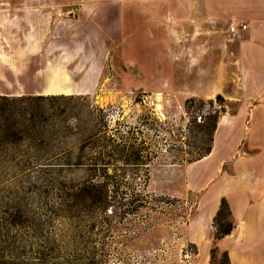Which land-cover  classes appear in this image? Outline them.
Returning <instances> with one entry per match:
<instances>
[{"label":"rangeland","instance_id":"374dc122","mask_svg":"<svg viewBox=\"0 0 264 264\" xmlns=\"http://www.w3.org/2000/svg\"><path fill=\"white\" fill-rule=\"evenodd\" d=\"M167 7L0 0V94L84 98L69 104L68 127L47 124L41 142L0 151L24 160L36 144L56 158L33 169L0 162V264H264L263 217L248 220L246 196L232 207L205 190L221 171L231 181L245 117L264 101V51L243 52V32L200 31ZM102 92L118 100L98 103ZM226 120L232 132L214 150ZM91 183L107 184L100 207L71 196Z\"/></svg>","mask_w":264,"mask_h":264},{"label":"crops","instance_id":"0c3cea01","mask_svg":"<svg viewBox=\"0 0 264 264\" xmlns=\"http://www.w3.org/2000/svg\"><path fill=\"white\" fill-rule=\"evenodd\" d=\"M166 1L167 8L174 12L177 19L196 23L200 31L223 32L235 36L237 34L228 32V24L244 21L247 27L241 32L246 38L243 43L241 42L240 50L246 52L247 49L248 51L254 49L260 54L264 51V0ZM245 56L249 60L253 59L252 61L255 59V57L250 58V55L248 57L246 53ZM247 115L245 128L242 130L243 136L237 147L238 153L231 158V181L228 182L227 174L221 171L206 185L205 190L214 199L227 197L232 207L237 205L236 198L246 196L250 202L246 207L250 221L253 218L254 220L260 217L264 219V101L253 104ZM231 121L226 120L222 125V129L215 138L214 150L218 149L224 134L232 132ZM244 148L251 150V153L244 155L242 153ZM211 155L212 153L207 158Z\"/></svg>","mask_w":264,"mask_h":264},{"label":"trees","instance_id":"16d2710c","mask_svg":"<svg viewBox=\"0 0 264 264\" xmlns=\"http://www.w3.org/2000/svg\"><path fill=\"white\" fill-rule=\"evenodd\" d=\"M221 99V96H217ZM83 99L80 95H65V94H57V95H44L41 93L38 94H20V95H12V94H0V151H9L13 149L15 146L23 144L25 141H33V142H41L45 138V125H56L60 124V122L65 123V127L67 126L68 120L71 118L77 117L76 107L74 105H70V103ZM89 106V105H87ZM95 111V122L97 127L104 126L103 117L99 114L101 110ZM93 111V112H94ZM92 112V110H91ZM92 112V113H93ZM68 127V126H67ZM99 132L93 134L98 135ZM61 134H55L60 138ZM67 137L68 135H63ZM92 136V133H91ZM99 137L101 135H98ZM51 140V139H50ZM101 142L102 148L105 147V142L103 139H99ZM34 151L32 153L26 154V159H18L15 156L11 157H1L0 162H10L13 166L21 165L24 169L32 168L35 165L42 166H50L54 163H42L40 161H53L56 158H43L39 151L42 150L41 147L34 146L30 147ZM108 154L103 152V150L99 151V156L97 158V163L101 165L103 169L107 168L109 165ZM22 168V169H23ZM106 170V169H105ZM107 175V174H105ZM72 198L78 199L79 197L84 199H89L91 204L94 207H100L99 204L102 202H106L109 197V190L107 188V184H97L91 183L87 186L82 187L78 191L71 194ZM139 199L144 200V196L139 194ZM227 206L225 199L221 200V208ZM222 210V209H221ZM218 212L217 216L221 213ZM231 231V226L228 225L221 234L227 235Z\"/></svg>","mask_w":264,"mask_h":264},{"label":"bare ground","instance_id":"6f19581e","mask_svg":"<svg viewBox=\"0 0 264 264\" xmlns=\"http://www.w3.org/2000/svg\"><path fill=\"white\" fill-rule=\"evenodd\" d=\"M61 93L62 94H69L66 91L65 92H61ZM46 94H54V93L50 92V91H47ZM96 100L98 101V103H101V104L113 103V102L118 100V94L112 93V92H102L101 94H98L96 96ZM121 101H122L123 107L127 108L128 107L127 100L125 98H121ZM153 106H154V110L156 111V99L153 102ZM157 114H158V116L160 115L159 117H161V118H163V116H164V114H162L161 111H158Z\"/></svg>","mask_w":264,"mask_h":264},{"label":"built area","instance_id":"2783aa9c","mask_svg":"<svg viewBox=\"0 0 264 264\" xmlns=\"http://www.w3.org/2000/svg\"><path fill=\"white\" fill-rule=\"evenodd\" d=\"M247 27V24L244 21L231 22L228 26V32L233 34H238L241 31H244ZM143 102H147L146 98H142Z\"/></svg>","mask_w":264,"mask_h":264}]
</instances>
